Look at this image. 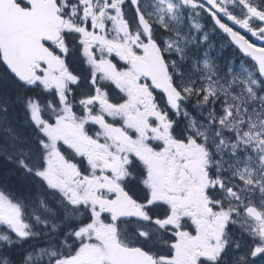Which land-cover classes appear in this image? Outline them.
<instances>
[{
    "label": "snow or ice",
    "instance_id": "1",
    "mask_svg": "<svg viewBox=\"0 0 264 264\" xmlns=\"http://www.w3.org/2000/svg\"><path fill=\"white\" fill-rule=\"evenodd\" d=\"M0 161V264L264 260V0H0Z\"/></svg>",
    "mask_w": 264,
    "mask_h": 264
},
{
    "label": "trees",
    "instance_id": "2",
    "mask_svg": "<svg viewBox=\"0 0 264 264\" xmlns=\"http://www.w3.org/2000/svg\"><path fill=\"white\" fill-rule=\"evenodd\" d=\"M4 168L3 162L0 161V170H2Z\"/></svg>",
    "mask_w": 264,
    "mask_h": 264
}]
</instances>
